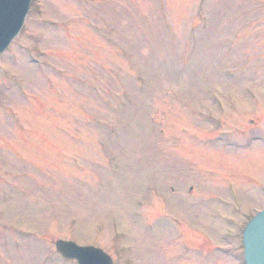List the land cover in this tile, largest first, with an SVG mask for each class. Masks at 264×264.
I'll return each mask as SVG.
<instances>
[{
  "label": "rangeland",
  "instance_id": "obj_1",
  "mask_svg": "<svg viewBox=\"0 0 264 264\" xmlns=\"http://www.w3.org/2000/svg\"><path fill=\"white\" fill-rule=\"evenodd\" d=\"M264 209V0H30L0 55V264H244Z\"/></svg>",
  "mask_w": 264,
  "mask_h": 264
},
{
  "label": "water",
  "instance_id": "obj_2",
  "mask_svg": "<svg viewBox=\"0 0 264 264\" xmlns=\"http://www.w3.org/2000/svg\"><path fill=\"white\" fill-rule=\"evenodd\" d=\"M29 6L30 0H0V55L19 34ZM241 242L244 264H264V209L245 225ZM54 249L62 259L76 264H112L109 255L92 246L58 240Z\"/></svg>",
  "mask_w": 264,
  "mask_h": 264
}]
</instances>
